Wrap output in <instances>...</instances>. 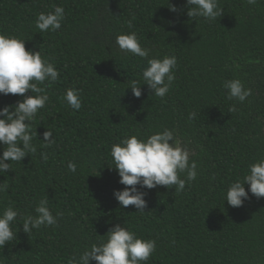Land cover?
Listing matches in <instances>:
<instances>
[{
	"label": "trees",
	"instance_id": "obj_1",
	"mask_svg": "<svg viewBox=\"0 0 264 264\" xmlns=\"http://www.w3.org/2000/svg\"><path fill=\"white\" fill-rule=\"evenodd\" d=\"M170 2L177 12L168 0H0V32L26 39V49L41 50L60 73L31 122L37 152L9 161L13 170L0 174V183L9 185L0 193V211L12 204L35 214V205L47 198L53 214L63 213L58 227L29 234L18 219L16 237L0 248V264H66L77 250L105 239L116 223L156 240L146 264H264V197L250 194L241 207L224 201L229 182L264 155V0H219L222 15L211 23L188 17L186 0ZM53 5L65 9L62 27L40 32L37 14ZM128 31L137 33L150 56L177 57L176 79L163 99L146 84L139 98L128 87L146 65L119 51L116 37ZM234 78L252 89L243 103L226 98L223 84ZM71 87L81 90L79 110L63 101ZM21 99L0 94V108ZM230 105L237 110L230 112ZM165 127L188 143L197 179L179 193L166 186L140 189L147 193L142 213L122 208L113 193L125 185L111 146L126 135L147 137ZM47 129L55 143L43 148ZM41 152L48 153L46 162ZM69 161L77 164L75 174Z\"/></svg>",
	"mask_w": 264,
	"mask_h": 264
},
{
	"label": "clouds",
	"instance_id": "obj_2",
	"mask_svg": "<svg viewBox=\"0 0 264 264\" xmlns=\"http://www.w3.org/2000/svg\"><path fill=\"white\" fill-rule=\"evenodd\" d=\"M246 2L255 5L257 0ZM167 5L172 12L179 10L170 0ZM186 8L188 17L193 20L203 18L208 23L217 20L223 12L219 0H186ZM64 19V7L53 5L52 11L37 14L35 27L40 32H56L62 27ZM127 26L129 29L133 27L132 20L127 22ZM25 40L0 32V94L22 97L15 105L0 108V146L3 148L0 174L13 170L10 162H21L27 155L37 152L36 145L32 143L35 134L31 122L50 100L47 88L60 78L54 63L42 56L41 50L26 49ZM115 43L121 53L146 61L140 73L143 83L136 79L128 82L132 94L136 98L141 97V86L146 84L150 94L161 99L166 97L176 79L177 57L167 54L162 57L150 56L151 49L142 46L135 31L121 32ZM223 87L228 90L226 98L229 101L243 103L252 94V89L245 87L239 78L226 80ZM29 90L31 94H27ZM63 101L71 109L79 110L82 107L81 90L75 87L66 89ZM236 110L235 105L229 106L230 112ZM195 115V112L190 113L189 119ZM42 140L43 148L55 143L51 129L44 131ZM40 155L45 162L48 160L47 152ZM111 157L120 177L119 183L125 185L122 190H114L116 200L122 208L134 206L141 213L147 207V193L140 189L166 186L179 193L185 189L186 183L195 181L198 176V164L190 159L188 143L182 144L175 130L167 127L147 137L131 134L120 138L111 146ZM67 168L73 174L77 172L74 161H69ZM245 185L248 186L247 190ZM8 187L7 183H0V193ZM250 194L258 199L264 197V155L251 162L242 177L229 182L224 201L232 207H241L245 200L250 199ZM34 213L22 214L12 204L0 211V248L16 237L13 224L18 219L22 220L23 231L29 234L42 226L58 227L59 219L63 216L60 211L53 214L47 198L38 201ZM156 248L155 239H145L131 228L116 223L108 229L105 239L90 243L82 251L77 250L67 258L66 264H90L91 261H95V264H146Z\"/></svg>",
	"mask_w": 264,
	"mask_h": 264
}]
</instances>
